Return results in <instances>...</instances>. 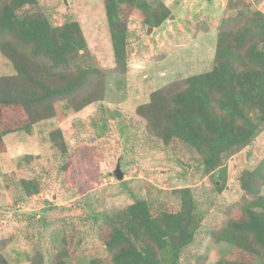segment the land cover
<instances>
[{
  "label": "rangeland",
  "instance_id": "rangeland-1",
  "mask_svg": "<svg viewBox=\"0 0 264 264\" xmlns=\"http://www.w3.org/2000/svg\"><path fill=\"white\" fill-rule=\"evenodd\" d=\"M39 1L54 23H80L93 62L106 75L105 108L96 102L75 112L61 101L63 119L45 120L29 133L5 136L7 149L0 154V240L7 259L30 264L41 253L44 264H52L66 236L75 232L80 239L69 264H90L92 257L108 255L95 236L104 216L139 197L177 203L174 190L183 187L193 191L203 221L182 254V264H216L229 256L232 246L216 242L211 230L224 225L231 208L243 203L240 177L264 161V130L251 143L234 148L216 171L206 172L194 149L165 150L159 138L148 134L136 110L167 83L210 70L221 20L249 5L264 12V0H145L150 8L137 9L130 17L126 72L113 58L105 0ZM167 11L160 26L151 24L153 17ZM14 72L0 53V75ZM56 128L63 131L71 153L92 162L94 169L74 174L64 168L67 158L48 137ZM117 171L124 174L122 180ZM22 179L39 182L42 192L25 195Z\"/></svg>",
  "mask_w": 264,
  "mask_h": 264
},
{
  "label": "trees",
  "instance_id": "trees-1",
  "mask_svg": "<svg viewBox=\"0 0 264 264\" xmlns=\"http://www.w3.org/2000/svg\"><path fill=\"white\" fill-rule=\"evenodd\" d=\"M149 8L145 0H105L113 58L122 72L128 69L130 17ZM168 15L153 17L151 24L160 26ZM0 53L15 71L0 75V154L7 149L6 135L29 133L45 120L63 119L61 101L75 112L96 102L104 110L106 75L94 64L77 20L54 23L39 0H0ZM136 111L165 150L194 149L205 171H216L234 148L251 143L264 130V12L249 5L223 18L212 68L156 89ZM48 137L67 158L64 168L74 174L94 169L92 162L71 153L60 128ZM20 184L25 195L42 192L35 180L22 179ZM263 184L264 161L240 177L243 203L231 208L224 225L211 230L216 242L232 246V253L216 264H264ZM174 192L177 203L139 197L104 216L95 236L108 255L94 256L90 264H182L203 214L191 188ZM79 239L75 232L67 235L52 264H69ZM4 248L0 240V264H11ZM30 264H44L43 255L35 254Z\"/></svg>",
  "mask_w": 264,
  "mask_h": 264
},
{
  "label": "water",
  "instance_id": "water-1",
  "mask_svg": "<svg viewBox=\"0 0 264 264\" xmlns=\"http://www.w3.org/2000/svg\"><path fill=\"white\" fill-rule=\"evenodd\" d=\"M208 2H212L213 0H207ZM151 32V28L148 30V33H150ZM250 154V153H249ZM249 154H248V156H249ZM117 173V178L119 179V180H122L123 179V177H124V174L123 173H121V172H119V171H117L116 172Z\"/></svg>",
  "mask_w": 264,
  "mask_h": 264
}]
</instances>
